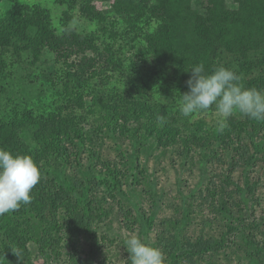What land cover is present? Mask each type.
Segmentation results:
<instances>
[{
    "label": "trees",
    "instance_id": "1",
    "mask_svg": "<svg viewBox=\"0 0 264 264\" xmlns=\"http://www.w3.org/2000/svg\"><path fill=\"white\" fill-rule=\"evenodd\" d=\"M5 1L10 11L0 18V148L31 156L41 174L50 177L57 188L53 192L40 183L31 192V204H22L8 214L41 223L50 206L55 213L59 210L53 206L61 196L60 208H66L64 199L71 197L77 212L91 219L90 198L97 187V171L102 172L93 164L80 180L71 171V147L92 144L91 158L99 159L92 150L99 140L129 132L137 141L141 137L158 143L173 136L172 132L174 136L187 133L188 148L212 142L222 147L251 145L255 153L243 171L249 187L251 166L264 150V121L236 114L220 132L216 120H206L215 115L214 110L190 119L179 114L178 106L181 96L189 91L192 67L201 63L205 74L224 66L239 75L245 87L264 89V0H55V4L66 6L60 27L54 25L46 7ZM99 3L109 5L99 9ZM77 20L92 28L82 29L75 24ZM48 55L56 64L54 70L43 73L48 87L34 83L30 76L27 85L25 78L20 79V89L9 81L12 67L20 66L24 59L42 61ZM132 121L140 127L130 128ZM90 122L87 127L92 131L85 134V124ZM50 153L54 162H49ZM122 169L110 163L105 182L124 196L120 179L125 176L126 183L131 179L134 187L142 175L149 177L140 166ZM228 205L221 203L218 211L233 221ZM5 215L3 221L11 222ZM166 221V234L170 227L175 234L180 224L188 225L190 216L187 213L182 220ZM149 222L150 226L155 222L154 215ZM50 225L56 232L62 231L58 224ZM241 229L239 233L247 241V264H264V239L258 241ZM44 232L46 235L48 230ZM85 232L89 233L88 228ZM12 241L21 246L19 239ZM166 252L171 257L169 264L180 263L175 251ZM16 257L17 264H22L27 254ZM187 262L193 263L191 259Z\"/></svg>",
    "mask_w": 264,
    "mask_h": 264
},
{
    "label": "rangeland",
    "instance_id": "2",
    "mask_svg": "<svg viewBox=\"0 0 264 264\" xmlns=\"http://www.w3.org/2000/svg\"><path fill=\"white\" fill-rule=\"evenodd\" d=\"M115 2L117 0H111V3ZM20 3L46 7L52 13L54 25L60 27V18L66 6L55 4V0H20ZM108 5L97 4L99 9ZM9 11L8 2L0 0V18ZM75 24L82 29L92 28L82 20H77ZM26 61L24 59L20 66L9 70V81L16 83L20 89V79L25 78L22 80L27 85L30 76L34 83L48 87L43 73L55 69L53 57L48 55L42 61L33 63L32 59ZM215 117L209 116L206 120L213 123L217 119ZM90 121L94 122L93 119ZM92 122L85 124V134L88 130L92 131L88 129ZM140 125L132 121L129 126ZM172 135L160 143L153 139L145 142L141 137L137 141L131 132L105 136V140H99V146L92 149L99 155V159L94 160L90 153L94 145H73L70 152L71 171H75L80 180L86 171L93 168V164H98L102 172L97 171V187L90 198L93 209L91 219L77 212L71 197L64 199L66 208H60L63 203L61 196L55 199L56 206H53L59 210L55 213L50 206L41 223L26 222L7 214L11 222L5 223L4 217L0 220L2 263L19 262L15 253L10 251L13 247L21 256L27 254V259L22 260L25 264H130V254L123 242L135 234L162 251L164 264H169L171 259L166 252L168 250L181 257L178 264H189V259L193 261L190 264H247L244 251L247 241L244 240L246 236L239 233L241 227L246 235H253L258 241L264 239V150L251 166L248 187L243 171L250 163L248 159L255 153L251 145L240 147L229 144L222 147L212 142L203 147L191 144L188 148L189 134L177 133L174 136L172 132ZM28 140L32 143L30 138ZM65 141L68 146L71 145L69 140ZM50 154L49 162H54L55 158ZM110 163L128 171L140 166L149 177L142 175L141 182L134 187L130 185L131 179L129 183L125 182V176L120 179L124 196L105 182ZM40 183L47 190L54 192L57 189L53 180L45 174L35 187L38 188ZM214 192L218 197H214ZM221 203L229 204L235 220L230 221L218 211ZM187 213L190 221L188 225L179 222L177 231L180 234H173V227L166 234L165 226L169 228L165 225L166 220H182ZM153 215L155 222L150 226L149 218ZM51 223L61 226L62 231L59 233L50 228ZM44 227L48 230L46 235ZM231 227L237 231L231 230ZM87 228L89 233L85 232ZM13 238L19 239L21 246L13 242Z\"/></svg>",
    "mask_w": 264,
    "mask_h": 264
},
{
    "label": "clouds",
    "instance_id": "3",
    "mask_svg": "<svg viewBox=\"0 0 264 264\" xmlns=\"http://www.w3.org/2000/svg\"><path fill=\"white\" fill-rule=\"evenodd\" d=\"M187 81L189 91L181 96L178 111L195 119L214 110L217 130L228 128V118L241 114L249 120L264 121V89L247 88L241 77L224 66L205 74L203 63L194 65ZM41 170L31 156L14 155L0 148V217L32 203L31 192L41 179ZM130 264H164L158 247L145 243L135 234L124 240ZM15 255L18 250L12 249Z\"/></svg>",
    "mask_w": 264,
    "mask_h": 264
}]
</instances>
